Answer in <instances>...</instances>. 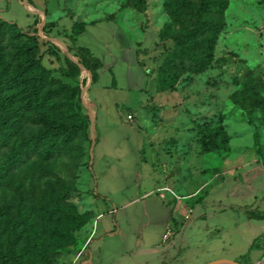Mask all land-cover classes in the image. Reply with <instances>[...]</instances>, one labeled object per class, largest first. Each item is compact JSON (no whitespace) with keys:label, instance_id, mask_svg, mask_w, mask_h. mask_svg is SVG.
Returning a JSON list of instances; mask_svg holds the SVG:
<instances>
[{"label":"rangeland","instance_id":"obj_1","mask_svg":"<svg viewBox=\"0 0 264 264\" xmlns=\"http://www.w3.org/2000/svg\"><path fill=\"white\" fill-rule=\"evenodd\" d=\"M163 1L46 0L44 23L56 26L59 37L36 34L42 63L59 75L55 56L46 53L48 47L63 62L77 63L82 99L88 73L81 63L83 51L70 43L65 24L58 22L65 20L71 26L116 19L141 35L123 15L134 14L135 21L141 13L133 8L142 9L147 16L141 18L146 31L143 44L152 46L157 29L168 21ZM223 22L209 67L184 73L172 89L161 90L154 78L148 83L151 105L142 111L132 106L138 111L137 129L150 139L152 171L150 178L146 173L144 178L155 180L157 193L199 190L202 179L221 171L228 159L264 164V0H228ZM170 45L166 41L163 50ZM89 130L90 136L67 146L62 157L30 160L0 184V235L16 246L35 245L27 257L32 264H73L82 248L100 234L108 206L95 192L92 167L99 150H93L92 125ZM185 175L193 182L189 187L182 180ZM127 183L120 178L117 188L124 189Z\"/></svg>","mask_w":264,"mask_h":264},{"label":"crops","instance_id":"obj_2","mask_svg":"<svg viewBox=\"0 0 264 264\" xmlns=\"http://www.w3.org/2000/svg\"><path fill=\"white\" fill-rule=\"evenodd\" d=\"M45 1L0 0V17L28 34L42 32L49 39L57 38L54 28L42 29L43 12L49 10ZM138 12L135 21L134 14L123 16L141 35L116 19L87 21L70 42L101 62L95 82L91 83L89 71L85 76L82 100L87 112H93V150H99L92 167L94 188L108 206L100 234L82 248L73 264H207L218 259L258 263L264 258L263 163L228 159L221 171L202 179L199 190H154L155 180L149 179L150 139L137 129L138 111L132 106L142 111L151 105L148 83L156 75L164 43L159 41L158 28L153 45L143 44L146 31L141 18L147 16ZM58 23L71 31L65 20ZM120 178L128 182L124 189L117 188ZM182 180L186 187L193 183L186 175ZM167 228L171 235L163 242Z\"/></svg>","mask_w":264,"mask_h":264},{"label":"trees","instance_id":"obj_3","mask_svg":"<svg viewBox=\"0 0 264 264\" xmlns=\"http://www.w3.org/2000/svg\"><path fill=\"white\" fill-rule=\"evenodd\" d=\"M227 4L228 0L163 1L168 21L158 29V38L164 44L169 40L171 48L163 50L154 77L161 90L174 88L184 73H200L212 64ZM55 27L47 21L43 25L47 32ZM83 30L84 24L75 23L66 32L74 42ZM77 47L93 83L101 62ZM46 53L55 56L58 76L42 63L38 36L0 17V184L28 161L60 158L67 146L90 136V120L80 97L79 65L63 62L49 47ZM32 246L4 242L0 235V264H32L27 260Z\"/></svg>","mask_w":264,"mask_h":264},{"label":"built area","instance_id":"obj_4","mask_svg":"<svg viewBox=\"0 0 264 264\" xmlns=\"http://www.w3.org/2000/svg\"><path fill=\"white\" fill-rule=\"evenodd\" d=\"M87 114H88L89 120H90V122H91L90 125L94 126V116H93V112H92V110H89V109H88ZM126 118H127L128 120H131V119H132V115H131V114H127V115H126ZM91 136H92L93 138H95V135L92 133V131H91ZM170 235H171V231L167 228V229L164 231L163 235H162V241H163V242L167 241L168 238L170 237Z\"/></svg>","mask_w":264,"mask_h":264},{"label":"water","instance_id":"obj_5","mask_svg":"<svg viewBox=\"0 0 264 264\" xmlns=\"http://www.w3.org/2000/svg\"><path fill=\"white\" fill-rule=\"evenodd\" d=\"M207 264H243V263L239 261H235V260H229V259H218L215 261H211ZM255 264H264V262L255 263Z\"/></svg>","mask_w":264,"mask_h":264}]
</instances>
